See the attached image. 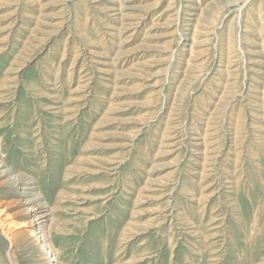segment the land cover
<instances>
[{"label": "rangeland", "instance_id": "1", "mask_svg": "<svg viewBox=\"0 0 264 264\" xmlns=\"http://www.w3.org/2000/svg\"><path fill=\"white\" fill-rule=\"evenodd\" d=\"M0 211V264H264V0H0Z\"/></svg>", "mask_w": 264, "mask_h": 264}, {"label": "bare ground", "instance_id": "2", "mask_svg": "<svg viewBox=\"0 0 264 264\" xmlns=\"http://www.w3.org/2000/svg\"><path fill=\"white\" fill-rule=\"evenodd\" d=\"M0 212H2V211H0ZM28 213L33 214V217L35 219L33 221L34 226L39 227V228H37L38 231L36 230L35 235L37 236L38 240L43 245V247L47 249L48 255H50V257L52 258V262H55L57 259L54 257L55 255L53 254V251H51L50 246H48V243H49L48 242V235L46 234L48 232L45 231V229H46L45 224L49 222V219H50L49 217L51 216V214L49 213L48 210L45 209V207H43L39 204L35 205L34 207H29ZM7 226L8 225L2 224V217L0 214V228L2 229V232L7 236V238L10 241H12V236L10 235L11 232H9V230L7 229ZM34 233H35V231H34Z\"/></svg>", "mask_w": 264, "mask_h": 264}]
</instances>
